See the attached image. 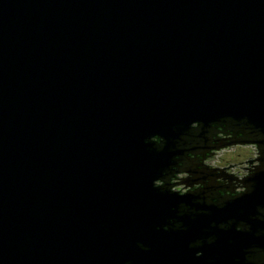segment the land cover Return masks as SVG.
Masks as SVG:
<instances>
[{
    "label": "water",
    "instance_id": "95a60500",
    "mask_svg": "<svg viewBox=\"0 0 264 264\" xmlns=\"http://www.w3.org/2000/svg\"><path fill=\"white\" fill-rule=\"evenodd\" d=\"M237 143L264 155V0H0V264H264V170L189 158Z\"/></svg>",
    "mask_w": 264,
    "mask_h": 264
},
{
    "label": "clouds",
    "instance_id": "9594fccd",
    "mask_svg": "<svg viewBox=\"0 0 264 264\" xmlns=\"http://www.w3.org/2000/svg\"><path fill=\"white\" fill-rule=\"evenodd\" d=\"M171 132L175 134L177 132V127L173 126L171 129ZM171 141L174 140V138H170ZM171 150V147L169 148ZM149 151H152L151 148ZM231 150H225L222 149L220 151H208V152H202L199 153L197 158H196V163L203 165L204 167L207 168H218V167H224V156L226 153L230 152ZM248 157L251 158L252 163L248 164L243 161H231L235 164L234 167L228 169V174L233 177V181L231 185L229 186V191L234 192L236 194L245 196V195H250L254 191V186L251 184V177H253L258 171L264 170V155H262L261 150L259 147L253 143L247 147V155L244 157V159H247ZM260 157V159H257ZM189 167H192L191 163L186 164L185 168L182 170H178L174 176V179L166 185H162L159 187V189H154L157 190L161 195L167 194L169 196H172L173 193H179L183 195L184 193H189L194 190L195 187H198V185H187L183 183L182 181L190 178L191 173L187 169ZM162 174L160 173L157 178H155L153 181H158L161 179ZM152 181V184H153ZM207 196V193L205 194ZM228 203L227 201L225 202H220L216 204L214 207L219 211L224 209L225 204ZM260 209H264V207H257L256 212L258 215L249 217L250 220H255V221H261L264 222V219H261V213ZM197 215H188L189 219L194 220ZM169 219L167 223L170 221ZM232 222L233 224L239 223L245 225L247 228L250 229V224L241 220L239 222H236L234 219H229L227 220L226 223ZM211 227V226H210ZM171 231H187V228L185 225H183L182 228L177 230V228L173 227ZM204 231L207 233L208 229H204ZM264 232V231H262ZM256 235V233L254 234ZM197 240H210L212 243H215L216 237L214 235H208L206 238L202 239H196L188 244V248L190 250H194L193 248L190 247V245L194 244ZM229 243H232L229 241ZM146 251L149 249L145 247ZM203 255V254H202ZM125 264H131V261H125ZM207 264H216L215 259L210 258L207 261ZM237 264V261H236Z\"/></svg>",
    "mask_w": 264,
    "mask_h": 264
},
{
    "label": "trees",
    "instance_id": "16d2710c",
    "mask_svg": "<svg viewBox=\"0 0 264 264\" xmlns=\"http://www.w3.org/2000/svg\"><path fill=\"white\" fill-rule=\"evenodd\" d=\"M235 134H239V135L245 134V135H242L240 137H243V138L248 139L250 141H253L255 139H261L260 135H256L255 136V134L252 132V130L244 129L243 126H241L239 128H235V130H234V129H231V128H227L226 126L222 127L220 125H217V126H214L213 132L210 133V136H211L212 139L218 138V139H225V140H229L230 139L231 140V138L233 136L239 137V136H236ZM208 136H209V134H208ZM197 141H198V143H197L198 147L210 146L213 143V142L204 143V142H202L203 140H197ZM204 151L205 150L201 149V148L198 149V150L192 151L191 153H189V158H191V159L196 161V158H197L198 154L202 153ZM176 169L177 168L175 167L173 169V171L171 173H169V176H168L169 178H173L175 176Z\"/></svg>",
    "mask_w": 264,
    "mask_h": 264
},
{
    "label": "rangeland",
    "instance_id": "374dc122",
    "mask_svg": "<svg viewBox=\"0 0 264 264\" xmlns=\"http://www.w3.org/2000/svg\"><path fill=\"white\" fill-rule=\"evenodd\" d=\"M252 143H243V144H231L227 147H221L214 151H220L222 149L225 150H231L230 152L226 153L224 156V167H218V168H226V173L228 174V169L235 166V164L231 161H243L245 163H252V160L250 157L247 159H244V157L247 155V147L251 145Z\"/></svg>",
    "mask_w": 264,
    "mask_h": 264
},
{
    "label": "flooded vegetation",
    "instance_id": "af4514ba",
    "mask_svg": "<svg viewBox=\"0 0 264 264\" xmlns=\"http://www.w3.org/2000/svg\"><path fill=\"white\" fill-rule=\"evenodd\" d=\"M218 174H221V175H224V179H222V182L224 183L225 182V177L226 176H230L229 174L226 173V171L224 172H218ZM233 178V177H232ZM218 180H221V179H218ZM232 183V182H231ZM230 181L229 183H226V185H231ZM225 184V183H224Z\"/></svg>",
    "mask_w": 264,
    "mask_h": 264
},
{
    "label": "bare ground",
    "instance_id": "6f19581e",
    "mask_svg": "<svg viewBox=\"0 0 264 264\" xmlns=\"http://www.w3.org/2000/svg\"><path fill=\"white\" fill-rule=\"evenodd\" d=\"M249 164V163H248Z\"/></svg>",
    "mask_w": 264,
    "mask_h": 264
}]
</instances>
